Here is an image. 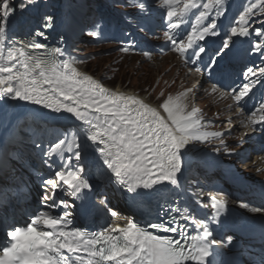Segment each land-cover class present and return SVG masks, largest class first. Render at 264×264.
<instances>
[{
    "label": "snow or ice",
    "instance_id": "obj_1",
    "mask_svg": "<svg viewBox=\"0 0 264 264\" xmlns=\"http://www.w3.org/2000/svg\"><path fill=\"white\" fill-rule=\"evenodd\" d=\"M36 2L23 0L19 11ZM135 7L142 14H151L148 0H138ZM158 7L165 22V40L196 72L203 68L215 71L225 57L237 54L238 39L246 40L255 33L249 50L261 64L243 69L238 90L221 91L213 84L211 91L230 99L233 104L229 107L235 105L237 114L244 116L247 111L246 128L264 129V96L253 109L244 107L257 87L264 89V20H260L264 0H248L223 32L220 22L227 17L229 0H162ZM16 11L12 0H0V152L7 160L21 164L27 159L28 148L39 151L48 171L47 178L38 177V204L43 207L34 209L24 223L3 229L0 264H214L209 258L219 242L212 238L209 223L196 220L187 208L165 199L164 193L179 187L185 167H190L191 158L201 151L198 144L216 139L219 146L213 152L223 148L232 154L223 139L231 131V121L222 131L206 128L201 109L190 104V95L195 96L198 85L169 94L155 106L134 93L105 87L101 79L80 71L75 58H63L60 46L45 50L47 45L42 41L47 39L45 30L52 27L53 16H43L40 26L26 39L10 36L9 22ZM255 20L260 23L253 28ZM91 35L99 33L93 31ZM10 102H17L11 104V114ZM19 102L35 107H22ZM26 113L36 118L34 126L20 123ZM65 114L69 125L62 126V134L50 135L46 141L48 122ZM9 145H15L16 150H9ZM88 163L109 184L126 190L134 201L151 203L154 197L162 201L157 204L158 222L141 225L129 219L123 225L110 224L91 233L73 227L67 209L75 200L70 204L58 196L64 193L86 206L85 197L93 190ZM6 195L0 193V199ZM99 204L111 218L118 216L103 194ZM210 206L218 217L227 201L213 196ZM58 207L65 211L54 214L51 210ZM241 207L264 212V207H250L248 203ZM188 222L195 225V235L187 231ZM227 242L231 246L233 237ZM260 264H264V257Z\"/></svg>",
    "mask_w": 264,
    "mask_h": 264
},
{
    "label": "rangeland",
    "instance_id": "obj_2",
    "mask_svg": "<svg viewBox=\"0 0 264 264\" xmlns=\"http://www.w3.org/2000/svg\"><path fill=\"white\" fill-rule=\"evenodd\" d=\"M70 2L67 26H69V22L73 23L76 26V33L70 38L69 57L75 58L78 66L99 77L101 81L112 88L121 86L127 92L133 89L141 91L140 96L144 99L147 98L155 105L164 99V94L161 95L162 91L160 90L163 83L162 81H158L155 85L153 83L155 77H161L162 79L163 77L168 78L175 74L173 78H177V80L173 82L171 80L167 86V89L174 90V93H177L183 83L187 81L186 70L180 66L176 55L165 58L164 55L155 54L148 45L150 43L148 41L150 30L154 27V23L162 17L161 11L157 10L154 12L159 8L158 5L162 3V0H148V3L151 5L150 15L138 12L135 7L138 0H121V3H125V6H122L115 0H80V3H77L76 0H71ZM247 2L248 0H244L241 6L238 2L232 1L227 13L228 19L235 20L239 15V11L242 10ZM137 20L142 21V24H139L135 29L131 22ZM93 31L98 32L99 35L92 36L91 33ZM154 38L155 44L159 43L160 38ZM121 48H128V51H121ZM145 53L149 55L146 56ZM255 58L258 57L255 56ZM176 71L177 73H175ZM174 85L175 88L173 89ZM196 102H198L197 107L201 109V114L208 113L210 115L206 119V127H217L221 113L218 109L219 106L215 105L217 101L202 97L198 98ZM24 106L27 107L28 105ZM32 116V113H26V116H24L26 120L23 117L20 123L24 126L33 125L34 119ZM62 132V128H49L47 126L45 140L47 141L50 135L55 136L57 133L62 134ZM215 143L216 141H211L208 144L199 146L201 151L196 154V163L191 167L186 176L188 191L193 193L194 198L199 199L201 198L199 195L203 196L209 191L207 184H205L207 182L203 181L213 179L210 178L213 175L219 177V173L211 167V164H221L224 159L223 152H213V148L216 147ZM231 143L230 150H232V154L230 157L235 164L244 169V165L250 159V153L244 147V143L238 141L232 142L229 139L227 144L230 145ZM242 151L245 154L239 155L238 153ZM25 156L27 159L33 157V163L30 166L31 170H29L36 178L41 173H47L48 167L42 163L39 151H33L31 148H28ZM244 159L246 160L243 161ZM25 161L17 165H22ZM57 162H60L59 159H57ZM245 172H248V169H245ZM199 176L202 178L206 177L209 180L201 179ZM13 177L9 175L10 182L8 184L16 185L11 181ZM198 179L203 182V185L195 183ZM31 185L29 183L28 187ZM112 189V185L107 182L101 189V192L106 196L109 190ZM190 205L192 206L193 204L190 203Z\"/></svg>",
    "mask_w": 264,
    "mask_h": 264
},
{
    "label": "bare ground",
    "instance_id": "obj_3",
    "mask_svg": "<svg viewBox=\"0 0 264 264\" xmlns=\"http://www.w3.org/2000/svg\"><path fill=\"white\" fill-rule=\"evenodd\" d=\"M45 1L46 0H37L36 4L30 6L27 10L28 11H24V12H21L18 16V19L16 21H14V18L11 17L10 19V22H9V35L10 36H15L18 40L19 39H26L27 38V35L30 31L34 30L35 28L39 27L40 26V22L42 19H39L38 20V14L36 13V11L38 10V8H41V10H43L44 8V5L46 7V15H51L53 16L54 18V21H53V25L50 29V31L52 30V32H55L57 30V27L59 25V22L60 20L62 19L63 17V12L57 14V7H60L62 5V9H64V6H65V1L66 0H48L45 4ZM64 14H65V11H64ZM18 15V14H17ZM16 15V16H17ZM43 15V13H42ZM44 16V15H43ZM89 18H91V16H89ZM12 25H14L12 27ZM93 26V25H92ZM20 28V30H16ZM49 29H46V31H48ZM62 41L61 38H52L47 40L45 43L48 44L50 46V48L52 47H55V46H60L62 49H63V44H62ZM168 55L165 56V58L167 57ZM63 58H67L66 55L64 54V57ZM76 66L78 67V65L76 64ZM78 69L82 72H84V68H81V67H78ZM94 78H97L99 79L98 77H94ZM115 90V89H113ZM116 90H119V91H122V92H125V93H134L136 95H138L136 92L134 91H129L127 92L125 89L121 88V86H118L116 88ZM139 96V95H138ZM141 97V96H140ZM143 98V97H141ZM144 99V98H143ZM146 101L150 102V100H148L147 98L145 99ZM17 102H10V104L8 105V109H9V112H11V104H15ZM21 103V106H24V102H19V104ZM31 106V105H30ZM153 106H155L153 104ZM33 108L35 106H32ZM54 116H56L57 114H53ZM26 116V114L24 115ZM26 117H24L25 119ZM64 119H67V114H65V117L61 118V120H64ZM26 120V119H25ZM68 120V119H67ZM89 164V163H88ZM184 178H185V175L184 177L182 178L183 181H184ZM114 187V191L118 192V193H114L113 195L114 196H119L118 199H121V201L123 202L122 200V197L121 195H124L126 194V190L120 188V186L118 185H113ZM180 189V193H177L176 190H171L170 192H166L165 195H167L166 197H170L171 199H173L174 201H176V204L179 205V207H181L182 209L183 208H187V198H185L184 195H186V189L183 190L182 189V186L179 188ZM112 195V194H111ZM129 195V194H128ZM28 196V195H27ZM181 196V198H180ZM29 197V196H28ZM183 199V200H182ZM27 201V200H26ZM120 202V203H122ZM185 203V204H184ZM125 213V212H124ZM124 213H121L120 215H123ZM258 217V216H256ZM195 219H198L197 217ZM255 219V218H254ZM253 218L249 217L248 218V222L250 221H253L254 220ZM5 222L2 221L0 222V228L2 227H5Z\"/></svg>",
    "mask_w": 264,
    "mask_h": 264
}]
</instances>
